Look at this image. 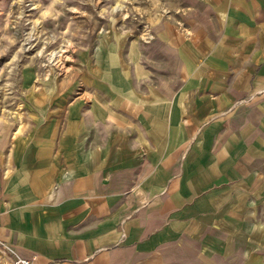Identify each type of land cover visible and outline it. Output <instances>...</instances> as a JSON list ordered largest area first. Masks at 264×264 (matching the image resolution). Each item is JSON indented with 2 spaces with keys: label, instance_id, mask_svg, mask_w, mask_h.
<instances>
[{
  "label": "crops",
  "instance_id": "crops-1",
  "mask_svg": "<svg viewBox=\"0 0 264 264\" xmlns=\"http://www.w3.org/2000/svg\"><path fill=\"white\" fill-rule=\"evenodd\" d=\"M160 1L0 138L11 260L264 264V0Z\"/></svg>",
  "mask_w": 264,
  "mask_h": 264
},
{
  "label": "rangeland",
  "instance_id": "rangeland-1",
  "mask_svg": "<svg viewBox=\"0 0 264 264\" xmlns=\"http://www.w3.org/2000/svg\"><path fill=\"white\" fill-rule=\"evenodd\" d=\"M161 6L160 0H0V138L20 132L37 108L68 91L102 42L139 33ZM0 264L13 260L0 252Z\"/></svg>",
  "mask_w": 264,
  "mask_h": 264
},
{
  "label": "built area",
  "instance_id": "built-area-1",
  "mask_svg": "<svg viewBox=\"0 0 264 264\" xmlns=\"http://www.w3.org/2000/svg\"><path fill=\"white\" fill-rule=\"evenodd\" d=\"M0 246L3 248V253H13L8 247L7 245L3 244V243H0ZM13 264H31V261L30 260H27V259H22V258H19V257H16L15 256V259L13 260Z\"/></svg>",
  "mask_w": 264,
  "mask_h": 264
},
{
  "label": "bare ground",
  "instance_id": "bare-ground-1",
  "mask_svg": "<svg viewBox=\"0 0 264 264\" xmlns=\"http://www.w3.org/2000/svg\"><path fill=\"white\" fill-rule=\"evenodd\" d=\"M69 44V43H68ZM58 59V58H57ZM57 62V61H56ZM58 63V62H57Z\"/></svg>",
  "mask_w": 264,
  "mask_h": 264
}]
</instances>
